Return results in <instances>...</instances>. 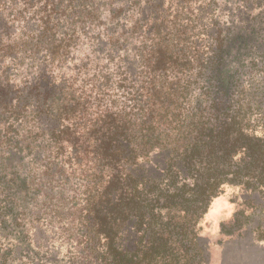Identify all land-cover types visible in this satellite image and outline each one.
I'll list each match as a JSON object with an SVG mask.
<instances>
[{
  "label": "trees",
  "instance_id": "16d2710c",
  "mask_svg": "<svg viewBox=\"0 0 264 264\" xmlns=\"http://www.w3.org/2000/svg\"><path fill=\"white\" fill-rule=\"evenodd\" d=\"M140 1L0 0V264H206L225 186L264 214V8L205 33L191 91Z\"/></svg>",
  "mask_w": 264,
  "mask_h": 264
},
{
  "label": "rangeland",
  "instance_id": "374dc122",
  "mask_svg": "<svg viewBox=\"0 0 264 264\" xmlns=\"http://www.w3.org/2000/svg\"><path fill=\"white\" fill-rule=\"evenodd\" d=\"M152 1L153 13L151 12L148 23L161 28V31L153 33L152 44L159 43L158 46H161L159 41L164 36L163 47L171 50L172 54H179L178 60L175 59L176 56L170 57V62L177 63L173 64L168 72L173 69V76L177 72L179 77L189 78L192 83L191 91L201 86L199 78L197 79L199 72L195 55L201 58L206 55V49L202 46L207 42L205 33L219 27L225 32L224 29L232 24L234 27L231 31H237L240 27L247 29L250 25H246L244 20H248L250 24L258 22L259 14L264 8V0ZM140 4H143V0ZM137 8L135 4L134 17L130 20L132 23L136 21ZM176 15L179 17L175 18ZM126 28L130 29L129 26ZM138 32L134 33V36ZM187 60L189 61L186 62ZM243 65H245L243 71L248 73V77L258 79L264 76L263 69L257 61L251 62L250 58H246ZM109 67H113L116 73L122 75L123 69L117 68L118 65ZM67 69L68 67L53 73L55 81L60 82L69 77L70 71ZM257 119L255 114L251 116L252 123ZM254 211L253 203L244 201L242 190L239 188L225 186L221 194L211 200L198 224V236L206 264H264V214L256 221L251 217ZM249 226L255 227L252 235L244 232Z\"/></svg>",
  "mask_w": 264,
  "mask_h": 264
}]
</instances>
